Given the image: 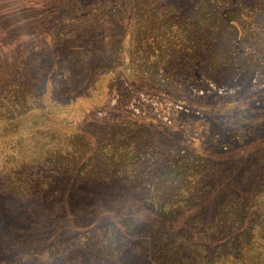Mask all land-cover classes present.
<instances>
[{
  "label": "rangeland",
  "instance_id": "374dc122",
  "mask_svg": "<svg viewBox=\"0 0 264 264\" xmlns=\"http://www.w3.org/2000/svg\"><path fill=\"white\" fill-rule=\"evenodd\" d=\"M196 1L0 0V264H151L147 245L173 251L162 232L183 256L190 241L224 247L214 217L240 225L242 200L264 245V38L248 45L234 20L218 25L215 47L230 64L216 71L135 53L136 30L176 23ZM139 64L158 70L135 75ZM123 129L151 143L146 158L157 152L130 185L85 179L55 159L72 134L104 140ZM152 176L175 217L152 214L142 199Z\"/></svg>",
  "mask_w": 264,
  "mask_h": 264
},
{
  "label": "trees",
  "instance_id": "16d2710c",
  "mask_svg": "<svg viewBox=\"0 0 264 264\" xmlns=\"http://www.w3.org/2000/svg\"><path fill=\"white\" fill-rule=\"evenodd\" d=\"M212 0H197L191 12L182 18H177L176 23L167 24V27L153 26L151 28H144L145 30L135 31V53L138 60H148L150 57H159L163 60L173 57H183L186 62L197 64L192 67L193 71H199V66L205 62L213 71L221 70L227 67L230 62L226 56L215 47L216 36L220 35L216 29L222 24L233 25L234 21L238 25V35L241 34V40H249L248 45L256 44L253 36H262L264 38V0H225L228 4L227 10L222 14L212 9ZM135 14L140 15V10H136ZM134 22L139 21L138 16ZM153 18V17H152ZM154 18L153 21L159 20ZM241 19V24L240 20ZM234 20V21H233ZM257 25V26H252ZM175 26V27H174ZM254 29L256 33H254ZM251 31L254 33H251ZM202 33V38L197 39L198 34ZM222 42L230 33L223 34ZM206 36V37H205ZM142 49V50H140ZM255 50V49H254ZM242 53L248 55L249 61H253V51L248 48L241 49ZM201 54L203 56L199 57ZM201 58V59H198ZM198 62V63H197ZM151 69L148 71H157L158 68L153 66H143L140 64L134 68L135 75L138 70ZM127 127H133L134 131L138 128L147 130L146 124H139L136 120L128 122ZM152 131V128H149ZM127 129L118 130L115 136H110L106 139L97 138L95 135H87L84 132L72 134L68 138V147L59 148L55 150L58 154L59 163H63V167L68 169L72 174L81 176L85 175V179L89 180H103L111 181L116 178L117 181H123L130 185V180L137 181L134 174L147 172L145 164L153 162L154 156L157 152L146 158L150 153L147 149L151 143L140 144L137 137H130ZM144 159V160H143ZM133 176V177H131ZM140 180L141 178L138 177ZM147 179V178H146ZM114 181V180H113ZM152 181V182H151ZM148 184L153 189L149 194L142 197L144 202L148 205V209L154 215H164V217H175L177 210L173 207L175 203L170 202L169 198L161 195L163 184L157 177L152 176L147 180ZM171 204V207L166 205ZM247 204L244 200L241 202V223L236 227H229L224 225L221 227L220 221L224 218L214 217V223L211 226L213 234H219L220 229L225 228L226 236L220 238L225 240L224 247H211L204 243H195L190 241V254L183 256L182 252H176L179 247L183 250V246L179 244L176 238V243L172 235L167 232H162L164 240H168L173 251L169 256H164L163 251L156 250L158 244L152 243L147 245L148 257L151 264H196L195 258L203 260L202 264H214L218 261H223L226 257L228 264H264V245L257 242L255 234L256 228L249 225L247 217L244 216ZM151 215V214H150ZM154 221L153 228L159 227V220ZM228 223V222H227ZM225 223V224H227ZM257 233V232H256ZM258 234V233H257ZM127 235V234H125ZM134 235V234H133ZM254 237V238H253ZM241 252V256H240ZM231 256H234L231 260ZM223 264L222 262H219ZM149 264V263H148ZM225 264V263H224Z\"/></svg>",
  "mask_w": 264,
  "mask_h": 264
}]
</instances>
